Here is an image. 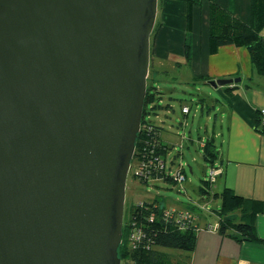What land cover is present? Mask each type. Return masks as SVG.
<instances>
[{"label": "water", "instance_id": "1", "mask_svg": "<svg viewBox=\"0 0 264 264\" xmlns=\"http://www.w3.org/2000/svg\"><path fill=\"white\" fill-rule=\"evenodd\" d=\"M158 9L0 0V264H121Z\"/></svg>", "mask_w": 264, "mask_h": 264}, {"label": "crops", "instance_id": "2", "mask_svg": "<svg viewBox=\"0 0 264 264\" xmlns=\"http://www.w3.org/2000/svg\"><path fill=\"white\" fill-rule=\"evenodd\" d=\"M251 1L202 0V6L194 11L192 60L189 64L194 84L200 83L196 80L201 78H207L209 83L241 79L239 84L217 89L225 103L210 97L207 111L219 106L221 116H215V119L221 126L220 130L214 127L212 135L202 142V148L208 139H214L219 153L215 164L219 174L215 183L220 182L223 190L230 188L248 201L246 213L251 215L258 237L264 241V128L260 123V112L264 110V77L257 73L246 48L228 45L215 55L209 52L210 4L215 3L233 17L250 23ZM167 5L173 4L168 1ZM151 52L153 56V47ZM205 99L201 102L203 109L209 98ZM161 138L163 143L173 147L164 141L162 134ZM210 210L205 206H192L182 211L197 218V242L192 253L177 255V261L180 264H264V242L240 243L222 235L218 230V213L213 214ZM211 217H216L217 221L213 222Z\"/></svg>", "mask_w": 264, "mask_h": 264}, {"label": "trees", "instance_id": "3", "mask_svg": "<svg viewBox=\"0 0 264 264\" xmlns=\"http://www.w3.org/2000/svg\"><path fill=\"white\" fill-rule=\"evenodd\" d=\"M165 1L179 0H159V7ZM187 4V25L188 32L192 33L194 11L202 6V0H180ZM159 10V9H158ZM210 28H209V52L210 55L218 53L219 49L233 45L238 48L249 50L252 63L257 73L264 77V0L251 1V21L245 23L230 13L222 9L215 3H211ZM162 24L157 20L152 38L160 30ZM186 57L192 60L191 43L186 42ZM152 62V52H151ZM150 73L148 81H150ZM209 83L208 79L196 80ZM156 87L148 84L144 117L142 120V130L136 142L135 157L132 164L146 162L147 172L144 177L138 179L143 184L152 181L163 180L171 184H177L167 169H161L157 159L166 162V157L172 151V147L163 143L161 138V128L146 119L148 106L156 101ZM226 90H231L226 88ZM206 100V99H205ZM202 102V101H201ZM211 112L212 109H208ZM191 112V109H190ZM190 114V113H189ZM185 115V114H184ZM203 157L211 168L215 167L219 159V153L214 139H208L203 147ZM138 166V165H137ZM211 180L202 181L200 193L204 196L212 195ZM215 199H220L221 205L217 211L219 216V232L224 236H229L238 242L262 243L258 237L255 224L251 220V215L246 213L248 201L237 195L232 189L225 188L220 193H214ZM178 210H170L163 207L157 200L144 202L132 207L130 217L124 220L122 244L119 248V258L121 264H180L174 257L161 252V248L180 250L184 253H192L196 248V232L198 226L195 216L192 220H186L184 214Z\"/></svg>", "mask_w": 264, "mask_h": 264}, {"label": "rangeland", "instance_id": "4", "mask_svg": "<svg viewBox=\"0 0 264 264\" xmlns=\"http://www.w3.org/2000/svg\"><path fill=\"white\" fill-rule=\"evenodd\" d=\"M167 3L168 1L159 7L157 17L162 26L152 40L154 54L148 84H153L157 91H153L156 93V101L148 106L146 119L162 129L165 142L173 144L172 151L166 157L168 173L177 175L182 171L185 181L171 184L157 180L143 184L134 178L137 165L133 163L127 180L124 220L129 219L132 207L156 200L170 210L185 211L192 206H205L213 214L221 205L220 199L213 197L214 193L223 190L220 182L212 185L211 196L203 197L200 187L202 181L209 179L211 171L203 157L202 142L212 135L214 127L220 130L221 126L220 121L215 119V116H221L219 106L209 113L207 105L211 103L210 97L225 102L211 85L202 81L194 84L192 68L185 51L187 40L191 43L193 39V34L188 32V7L185 1L180 0L172 2L173 5ZM204 98L209 100L203 109L201 101ZM184 107L191 109L190 114L183 115ZM208 217L210 218L209 215ZM211 219L213 222L217 221L216 217ZM160 251L176 260L177 255L184 253L166 248H161Z\"/></svg>", "mask_w": 264, "mask_h": 264}, {"label": "built area", "instance_id": "5", "mask_svg": "<svg viewBox=\"0 0 264 264\" xmlns=\"http://www.w3.org/2000/svg\"><path fill=\"white\" fill-rule=\"evenodd\" d=\"M182 113L185 115H188L190 113V108L184 107L182 110ZM260 123H261V126L264 128V110H262L260 112ZM157 161H158L161 169H167L165 161H163L162 159H157ZM147 164L148 163H146V162L137 164L138 165L137 171L135 172L137 177L142 178L145 176V173L147 172V169H148ZM218 174H219V171L215 167H213L210 171V177H209L212 184H214L216 182V178H217ZM172 177L176 180L177 183H183L185 181V177L183 176L182 171H179L177 175L173 174ZM184 218L186 220L194 219V217L189 213L184 214Z\"/></svg>", "mask_w": 264, "mask_h": 264}]
</instances>
